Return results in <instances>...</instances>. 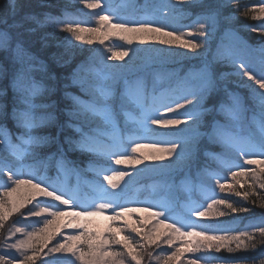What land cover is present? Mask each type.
<instances>
[{"label": "snow or ice", "instance_id": "snow-or-ice-1", "mask_svg": "<svg viewBox=\"0 0 264 264\" xmlns=\"http://www.w3.org/2000/svg\"><path fill=\"white\" fill-rule=\"evenodd\" d=\"M79 2L87 9H102L95 13V26L47 18L53 27L69 34L60 45L63 51L50 54L51 64L68 65L78 53L91 51L63 89L58 87L56 74L47 71L48 65L27 51L28 39L20 29L33 22L39 24L36 16H19L17 0H9V15L0 29V50L20 65L11 78L14 100L0 92V174L10 182L0 185V229L13 213L33 205L21 213L29 221L27 227H16L5 237L6 246L15 249L19 258L0 256V264H36L45 249L49 255L67 254L73 259L45 260L44 264H142L145 255L151 264L153 246L159 248L161 243L172 251L157 253L158 264H201V253L255 252L264 246V216L241 230L200 224L202 219L251 211L221 198L216 188L231 191L244 201L250 196L264 199L256 191L257 186L264 189V47H249L234 26L238 14L264 21V0L251 6H241L238 0H160L153 12L140 17L120 15L109 0ZM184 5H191L198 14L190 17ZM177 18L190 19L191 23L184 25ZM248 28L258 32L264 44V23ZM111 35H118L128 45L136 41L186 50L144 49L158 53L160 63L187 61L190 53L199 63L183 77L174 74L167 88L155 83L150 86L147 77L135 71L139 49L92 51L81 47L97 42L103 45ZM218 35L220 42L209 59L208 46ZM130 53L132 59L127 64L108 63L124 61ZM26 63L28 68L39 64L47 83L31 80ZM224 66H230V71H223ZM72 85L79 86L80 95L67 90ZM230 85L247 91L240 96ZM153 126L176 130L158 133ZM215 151H221L222 156H212ZM9 155L14 162L9 161ZM24 157L43 167L54 163L58 174L93 171L97 180L92 199L83 201L58 179L26 168ZM96 158L109 166L96 167ZM208 159H219L221 167L208 172ZM146 161L154 163L145 165ZM85 162L91 167L82 168ZM113 163L133 168L145 165L137 176H171L178 171L185 176L202 175L211 190L202 203L188 207L183 215H177L162 200L133 206L135 202L124 196L127 185L119 193L112 191L132 173L111 167ZM245 185L247 189L241 192ZM249 202L256 204V200ZM220 205L227 211L218 210ZM259 207L264 208V203ZM135 213H147L149 221L155 223L146 227L141 219L140 226L133 227L125 218ZM100 216L111 222L103 230L93 227L94 218ZM121 220L125 223L113 226ZM129 230L134 235L127 234ZM17 233L25 238L9 244ZM57 236L61 239L49 248ZM186 254L191 255L185 258ZM205 264L209 262L205 260ZM234 264L248 261L240 258ZM251 264H264V247Z\"/></svg>", "mask_w": 264, "mask_h": 264}, {"label": "trees", "instance_id": "trees-1", "mask_svg": "<svg viewBox=\"0 0 264 264\" xmlns=\"http://www.w3.org/2000/svg\"><path fill=\"white\" fill-rule=\"evenodd\" d=\"M76 2V0H17V3L20 5L19 9V16L24 15H34L37 17V19L40 21L39 24L36 23H30L23 25L20 29L25 33L28 39V45L26 46L27 51L37 58L38 61H43L44 64L48 65L47 71L54 72L56 76L58 77L59 84L58 87L63 89V85L65 83H69V76L71 73L76 69V67L84 60H86L90 55L91 51L89 52H81L78 53L72 60V62L68 65L60 66V65H53L50 62V54L52 52H61L63 51V48L60 47V45L63 44L64 38L67 37L69 34L65 33L63 31H57L55 27L48 21V17L57 19V20H65L70 19L73 21L80 22V26H83V23L81 22L80 16L76 13L79 9V6H82L81 4H78V6H74L72 4L73 2ZM206 2H215V0H206ZM238 3L243 5H256L258 4V0H238ZM8 5L9 0H0V29H3L4 27V21L8 18ZM184 7L187 9L188 15L190 17H195L197 15V12H193L191 5H184ZM79 11V10H78ZM19 16L16 17L17 20H19ZM185 25L190 24L191 20L186 19L184 21ZM264 23V21H254L249 17H245L243 15L237 16V18L234 21V26L237 30V35L240 37L242 41H244L249 47L253 49H259L260 47H264V44H261L260 37L258 32H252L249 30L248 26L253 24H260ZM190 39H195L190 38ZM133 42L132 45L126 44L125 47L128 49H139L137 52V58H136V65L137 68H143L146 69V71H151L154 69L153 66H150L149 64H158V66L161 68V70L165 73V78L172 80L175 78V75L183 77L185 73L187 74L189 72V69L193 65H198V61L195 59H192V56L194 54H189V60H181L180 63H160L159 60V54L153 51H144V49H159L164 48L168 51H171L173 53H179L182 51H186L183 49H179L176 46H168V45H159V44H138ZM220 42V36L218 35L214 40L210 43L209 52L206 53L207 58H211L212 54L215 52L216 46ZM114 44H118L114 39L110 38L107 40L103 45L97 43L92 44L90 47H85L84 45H81L84 49H89L92 51H95L97 49L99 50H106L109 47H113ZM144 47V49H142ZM200 51H203V49H200ZM153 55V56H152ZM258 55V53H257ZM132 59V55L130 53L129 57H126L124 61H108L109 64H127L129 60ZM158 62V63H157ZM100 65L97 64V67ZM20 65L16 63L15 61L11 60L4 51L0 50V92H5L7 95V98L9 100H14L15 96L11 87V78L12 74L19 70ZM25 68L27 71L28 77L37 82V83H47L46 77H45V70L42 69L39 64H35L31 68L27 67V63L25 64ZM136 68V69H137ZM156 69V68H155ZM223 71L227 72L230 71V66H224ZM69 92H71L73 95H80V89L78 85H72L67 89ZM230 90H235L238 95L244 96L246 89L243 88H237L235 85H230ZM42 98L40 96L36 97L37 102H40ZM11 128L12 125H9ZM217 152V151H215ZM219 152V151H218ZM9 161L15 160L14 157L9 155ZM175 159V157H174ZM26 161L31 162L29 167H32V163L34 167L41 166L38 162L33 161L26 157ZM170 161H165V163H169ZM96 167L101 166H107L106 163L101 162H95ZM154 162L146 161V164H151ZM158 163V162H156ZM145 165H138L131 167L127 172H130L136 175L137 172L140 171V169L144 168ZM26 167V166H25ZM30 167V168H31ZM43 167V166H41ZM82 168H89L91 167L87 162H85L84 165L81 166ZM28 168V167H26ZM35 168H31L35 172ZM46 168V169H45ZM118 168V167H117ZM46 170V174L49 177H52L54 179H62L61 174H58V169L55 166V164H49L47 167H44ZM93 172L91 170H86L81 172V177L77 174H74L72 172H69L67 175L68 177H73L71 181L74 183L79 182L80 187L82 189H89L90 185H95V181L90 180V177L92 176ZM84 174V175H83ZM137 176V175H136ZM185 176L182 171H178L177 173H174L171 176H165V175H159V174H141L137 176V179L133 181L132 187L133 189L140 187L142 185L146 184H159V183H167L171 185L172 180L176 178H181ZM129 177V176H127ZM131 182V180H130ZM251 179L249 180V183H251ZM5 183H10L7 181V176L0 174V185H4ZM94 187V186H93ZM238 187V186H237ZM247 189V185H245L244 189H239L241 192L245 191ZM259 196L264 197V189H259L257 186L256 189ZM38 199H43V197H40ZM225 199L232 202L234 205H243L246 207H249L251 209L248 213H233L226 216H215L212 219H204L202 223V227H234L237 230H241L247 226H249L250 221H256L264 216V208H260L259 204L264 203V199H258L256 196H250L249 201L256 200V204H252L249 201H244L242 197H237L233 194L231 191H227V195ZM35 203V202H34ZM33 205L29 204L25 208H22L20 212L13 213L11 216L8 217L7 220L3 222L4 227L3 229H0V256H3L5 259H11L13 256H16L19 258L20 254L15 251V249H10L5 244V237H7L9 231L14 230L16 227H27L29 221L24 220L21 216V213H26L29 208H31ZM218 210L227 211V209L224 208L223 205L218 206ZM35 219V218H33ZM110 221H108V224H104L106 226L110 225ZM125 221H117L115 222V225L113 226H119L121 224H124ZM155 223V221H149L146 227H151V225ZM133 227L140 226L139 224L131 225ZM101 229L98 230H103ZM63 232H71L66 229L62 230ZM127 234L134 235L133 233H130V230ZM25 237L21 233H17L15 236L12 237L11 240L8 241L10 244L12 240H19L24 239ZM61 237L57 236L55 240L52 241L51 244H49V248H51L57 240H60ZM234 247V245H233ZM264 247V246H260ZM260 247L257 248L255 252H249L245 251L244 249L238 250L236 252L229 253L226 250H222L220 253H201L200 255L204 257V259L201 261V264H205V260L209 262V264H234L235 261L239 260L240 258H246L248 261V264H251V260L255 257H257L260 253ZM153 252V259L151 260V264H158L157 260L155 259V256L157 253L163 255L165 252L170 253L172 251L171 248H168L166 244L161 243V246L159 248H156ZM48 249L44 250V253H42L40 256L36 259V264H44L45 260H61V261H67L70 259H73L70 255L67 254H47ZM191 254H186V257ZM213 257H218V259H213ZM142 264H149V258L145 255L142 260ZM181 264H184V261H181Z\"/></svg>", "mask_w": 264, "mask_h": 264}, {"label": "rangeland", "instance_id": "rangeland-1", "mask_svg": "<svg viewBox=\"0 0 264 264\" xmlns=\"http://www.w3.org/2000/svg\"><path fill=\"white\" fill-rule=\"evenodd\" d=\"M101 2L103 3L104 0H101ZM109 2L111 4V8L114 11L118 12L120 15L126 17H140L146 13L153 12L154 7L160 3V0H109ZM72 4H74V6H78V4L82 5L79 6L78 9L79 11L77 10L78 13H76L80 16L81 22L83 23L82 27H90V26H95L97 24V18L95 13L102 11V9H96V10L87 9L86 7H84L82 3L79 2V0H76V2L74 1ZM158 14L159 13L157 12V15ZM185 20L186 19L184 18H177V22L182 23L184 25H185L184 23ZM55 29L61 32L59 28L55 27ZM110 38L118 42V44H114V46L112 47L113 50H127L125 47H123V45L125 46L127 44L126 41L121 40L118 35L109 36L104 41V43ZM76 43L80 44V42H76ZM84 46L90 47L91 45H84ZM142 49H144V47ZM149 65L153 66L154 69L151 71H146V69L137 68L135 70L136 74L146 76L150 86L153 83H155L156 86L159 88H167L170 80L165 78V73L161 70L158 64H149ZM170 115H175V114H170ZM153 127L156 129L158 133H165L176 130V129H163V128H159L158 126H153ZM181 127H183V125H181ZM241 135L247 136V132H242ZM145 151H147V149H145ZM212 156L221 157L222 152L221 151L213 152ZM254 158H258V157H254ZM172 159H174V157ZM96 162L105 163V161L102 158H96ZM30 163L31 162L26 161V157H24L23 164L26 167L30 168L31 167V166L29 167ZM208 164H209V167L207 169L208 172H215L221 167L219 159H208ZM31 165H32L31 168H35L33 163ZM107 166L109 165L107 164ZM110 166L118 167L126 172L132 167V166H124V165H115L114 163L111 164ZM245 167L250 168L254 166L246 165ZM45 169L44 167L41 166L36 167L35 173L40 175H45L46 174ZM68 173L69 172L60 173L62 179H58L59 182L62 183L68 189L76 192L81 200L90 201L94 195L93 186L95 185L91 184L89 189H85V188L82 189L80 187V184H78L79 182L74 183L73 181H71L73 177H68L69 175ZM90 173H92L90 180L96 182L97 177L95 176L94 172H90ZM81 175L82 174L80 173L78 175V178L79 176L81 177ZM136 179L137 176L135 174L129 177L126 176L122 181L118 182L120 184V188H117L112 191L119 193L120 189L125 188V185H127L124 196L127 200L135 202L133 203V206L138 207L140 206L141 202H145V201L154 202V201L162 200L168 202L173 207L177 215H183L188 207L199 205L200 203H202L205 200L206 195L211 190L210 183L207 180H205L202 175L183 176L180 179L176 178L172 180L171 185L167 183L150 184V185L146 184L133 189L131 183H133V181H135ZM215 191L221 198H225L227 195V192H220L218 188H216ZM46 199L47 198L43 197V200ZM141 219L144 220L145 225L148 224L149 219L147 213H135L132 214L130 219L128 217L125 218V220H128V223L131 225L139 224V221H141ZM203 220L204 219L200 221L201 225L202 223H205L203 222ZM108 221L109 220L106 218V216L96 217L94 218L93 227L96 229H101L103 227L105 229L108 226L104 224H108ZM253 222H258V220L250 221L248 224L250 225ZM220 228H224V227H220ZM225 228L237 230L236 228L230 226H226ZM66 230L75 231L74 229H66Z\"/></svg>", "mask_w": 264, "mask_h": 264}]
</instances>
